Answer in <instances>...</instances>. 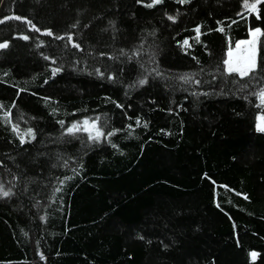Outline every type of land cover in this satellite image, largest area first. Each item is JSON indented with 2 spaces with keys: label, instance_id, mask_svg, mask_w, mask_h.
<instances>
[{
  "label": "trees",
  "instance_id": "trees-1",
  "mask_svg": "<svg viewBox=\"0 0 264 264\" xmlns=\"http://www.w3.org/2000/svg\"><path fill=\"white\" fill-rule=\"evenodd\" d=\"M151 2L0 0V264H264V37L223 64L264 3Z\"/></svg>",
  "mask_w": 264,
  "mask_h": 264
},
{
  "label": "snow or ice",
  "instance_id": "snow-or-ice-1",
  "mask_svg": "<svg viewBox=\"0 0 264 264\" xmlns=\"http://www.w3.org/2000/svg\"><path fill=\"white\" fill-rule=\"evenodd\" d=\"M163 0H152L151 3L147 4L146 7H153L155 5L161 4ZM178 3H187L188 0H177ZM264 3V0H244L243 2V8L245 12L248 15H255L256 19L259 20L261 19L260 16V8L259 5ZM245 18L246 17H242ZM22 18L19 16H9L5 17L4 19H0V24L5 23L7 20H21ZM168 19L170 21L175 22L176 17L174 16H169ZM29 25H31V28L33 31L40 32V29L37 28L35 25L31 24V21H26ZM232 23H236V21H233ZM196 36H195V41L197 43L200 42V35H201V30L200 27H196L194 29ZM217 31L220 32H225V28L221 26L220 28L217 29ZM47 36H53V33L49 30L44 33H42ZM249 39L246 40H238L235 42V46H232V41L229 39L228 41V50L226 54V59H224L223 64H224V71L229 74V75H236L240 78H245V77H253L254 74L257 72V69L259 67V51H260V45H261V37H264V31H262L260 28H254V29H249ZM23 40H28L29 37L27 35H24L20 37ZM56 39H64L62 36H57L55 37ZM68 41L72 40V37L69 35L67 37ZM183 46L185 47H190L189 41L186 39L183 41ZM8 44L7 43H0V49L7 48ZM73 47L79 48V44H73ZM45 59H48V57H45ZM59 69H53V75L58 72ZM186 79V78H184ZM147 81L146 80H140L139 83L141 85L145 84ZM258 98L260 100V103L262 106H264V90H262ZM15 105H13L14 107ZM3 105H0V108H2ZM4 119L6 123H11L10 119V111L4 113ZM99 118H97L98 120ZM63 123V122H61ZM140 124V121L137 120V125ZM147 127V125H144ZM257 131L264 133V117L258 118V123H257ZM12 130L15 132L19 138L20 142L24 143L25 142V137H30L32 139L35 138V134L32 131V129H27L24 132H21L19 129L18 125H12ZM84 131L89 133V139L94 140V141H99L102 136H104V133L98 128L97 123L95 121L89 122V120H84L82 122V125H77L73 124L72 127L68 128L69 133H74L78 131ZM114 133H108L109 136L113 135ZM115 147V145H113ZM11 194V191H5L3 188V185H0V196L2 197H8ZM245 199L247 197L245 196ZM252 259L255 260L257 253L253 252L250 254ZM41 259H43V255H41Z\"/></svg>",
  "mask_w": 264,
  "mask_h": 264
},
{
  "label": "rangeland",
  "instance_id": "rangeland-1",
  "mask_svg": "<svg viewBox=\"0 0 264 264\" xmlns=\"http://www.w3.org/2000/svg\"><path fill=\"white\" fill-rule=\"evenodd\" d=\"M250 29H254V28H250ZM250 37H249V30H248V35H247V37H245V38H241V39H238V40H246V39H249ZM237 40V41H238ZM236 42V41H235ZM235 42H234V44L232 45L233 47L235 46ZM228 50V49H227ZM227 50H226V54H227ZM260 117H264L262 114H257V116H256V119H255V128H256V126H257V123H258V118H260ZM257 129V128H256Z\"/></svg>",
  "mask_w": 264,
  "mask_h": 264
}]
</instances>
